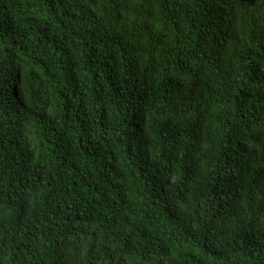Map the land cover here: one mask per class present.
Masks as SVG:
<instances>
[{
  "label": "trees",
  "instance_id": "trees-1",
  "mask_svg": "<svg viewBox=\"0 0 264 264\" xmlns=\"http://www.w3.org/2000/svg\"><path fill=\"white\" fill-rule=\"evenodd\" d=\"M0 264H264V0H0Z\"/></svg>",
  "mask_w": 264,
  "mask_h": 264
}]
</instances>
